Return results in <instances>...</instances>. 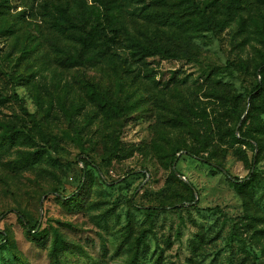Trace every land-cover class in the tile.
Here are the masks:
<instances>
[{
    "label": "rangeland",
    "instance_id": "rangeland-1",
    "mask_svg": "<svg viewBox=\"0 0 264 264\" xmlns=\"http://www.w3.org/2000/svg\"><path fill=\"white\" fill-rule=\"evenodd\" d=\"M0 94V264H264V0H0Z\"/></svg>",
    "mask_w": 264,
    "mask_h": 264
},
{
    "label": "trees",
    "instance_id": "trees-1",
    "mask_svg": "<svg viewBox=\"0 0 264 264\" xmlns=\"http://www.w3.org/2000/svg\"><path fill=\"white\" fill-rule=\"evenodd\" d=\"M102 4L104 5L105 9L108 11L106 15H103L101 13L100 8L92 7L89 10V15H93L98 25H100V28H98L97 26L91 27V30H90L91 35L89 37L82 33L79 26L74 23L73 19L70 17V15L67 14L66 9L64 7L58 6L56 4H51L50 6H46L45 12H46V15L51 17L50 25L54 27L56 31L64 33L65 28H69L71 30V32L68 33L70 38L74 39L75 41H77L84 47L98 48L101 46L99 42L96 41V38L98 37V35L102 32H105L107 29H109L112 33H116L117 32L116 25L118 23V17L115 12L116 6L114 5L112 6V4L109 6H106L108 5L106 3H102ZM110 8L115 9V11L112 12L113 10H109ZM89 17L82 16L81 20L83 21V25L87 24ZM129 47L134 49L133 50L134 53H138L140 56H146V55L148 56V55L159 54V53H165L168 56H172V57L176 56L174 52L167 53V51L158 43L157 44L154 43L153 46H142L139 42L132 41ZM7 99H8L7 96L0 94V101H5ZM75 196H76V193H72L70 195V198L74 199ZM16 213H17L18 219L22 223L25 224L24 222L25 220L22 217V215L19 214L18 212ZM55 264H58V262L55 261ZM129 264H136V262L132 261Z\"/></svg>",
    "mask_w": 264,
    "mask_h": 264
}]
</instances>
